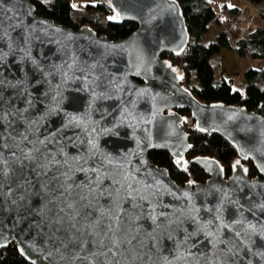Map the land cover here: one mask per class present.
Wrapping results in <instances>:
<instances>
[{
  "label": "water",
  "instance_id": "1",
  "mask_svg": "<svg viewBox=\"0 0 264 264\" xmlns=\"http://www.w3.org/2000/svg\"><path fill=\"white\" fill-rule=\"evenodd\" d=\"M122 40L66 28L30 0H0V251L30 264H264V116L199 101L163 54L191 35L176 0H103ZM223 137L243 163L226 178L176 183L149 153L183 171L184 126Z\"/></svg>",
  "mask_w": 264,
  "mask_h": 264
},
{
  "label": "trees",
  "instance_id": "2",
  "mask_svg": "<svg viewBox=\"0 0 264 264\" xmlns=\"http://www.w3.org/2000/svg\"><path fill=\"white\" fill-rule=\"evenodd\" d=\"M73 0H30L36 7L37 14L73 30L89 26L99 35H106L111 40H122L132 35L138 25L129 22H119L111 6L100 1L88 4L84 9H77ZM183 12L187 28L190 32V43L180 54H163L162 58L178 70L182 76V85L189 89L201 102L224 103L227 105L244 106L248 111H254L264 116V69L247 68L243 75L246 79V91L243 95L234 88V78L226 75L222 66V49H232V43L224 29L220 30L214 42L205 44L203 37L209 31V26L217 22L215 10L207 0H176ZM255 4L258 13L264 18V0H246ZM242 12L239 8L230 9ZM236 50L240 57L264 62V26L256 28L236 42ZM220 69V83L215 81V67ZM194 74L199 86L194 82ZM176 111L188 118L184 128L189 134L191 151L186 155L187 164L180 171L174 164L170 154L164 151L149 153L152 163L166 168L172 179L180 184L203 183L209 177L199 167L192 163L197 157H210L219 161L228 178L238 163H243L249 177H257L258 170L248 160L240 161L237 149L217 134H209L195 128L191 113L187 109ZM0 264H30L23 258L15 246L0 251Z\"/></svg>",
  "mask_w": 264,
  "mask_h": 264
},
{
  "label": "rangeland",
  "instance_id": "3",
  "mask_svg": "<svg viewBox=\"0 0 264 264\" xmlns=\"http://www.w3.org/2000/svg\"><path fill=\"white\" fill-rule=\"evenodd\" d=\"M43 1L46 4L50 2V0H43ZM207 1L215 10V13L217 15V20H220L223 23H230V25L238 24L241 21V17L237 15V12L230 11V9L239 8L240 10H242L243 13L242 15L245 18L255 23L264 24V18L258 13V9L255 8V6L252 3L246 0H207ZM226 6L230 9L228 10ZM217 27H219V24H216V22H214L210 28V31L207 34H205V38H204L205 44L209 45L210 43H212V41L213 42L215 41L216 38L215 33ZM232 49H234V52H224L225 56L221 54L223 59H225V66L223 65V61H224L223 59H222V66L226 75L234 78V88H236L244 95L246 91V79L243 75L245 71L244 66L246 65V63L249 64L250 62H252L251 67L255 69H264V62L262 60H251L248 57H240L236 50V44L232 47ZM214 67H215V81L218 84L220 83L221 71L219 69V66L214 65ZM194 78H195L194 79L195 84L199 86L195 74H194Z\"/></svg>",
  "mask_w": 264,
  "mask_h": 264
},
{
  "label": "crops",
  "instance_id": "4",
  "mask_svg": "<svg viewBox=\"0 0 264 264\" xmlns=\"http://www.w3.org/2000/svg\"><path fill=\"white\" fill-rule=\"evenodd\" d=\"M99 2H100V0H73L72 4L77 9H84L88 4H96ZM255 4H258V2H254V4H253L255 6V8H257ZM226 8L228 10L230 9L227 6H226ZM242 14H243L242 12H237V15H239L241 17V21L235 25H233V24L230 25V23H223L220 20H218L216 22V24H219V27L216 28L215 37L218 35L220 30L224 29L226 31L227 35L229 36V39L232 43V46H234L239 39L245 37L250 32L254 31L256 28L264 26V24H262V23H255V22L245 18ZM212 24L209 26V31H210ZM204 38H205V35L203 37V40H204ZM224 52H234V49H222L221 54L223 56H225ZM223 60H224L223 65L225 66V59H223ZM251 64H252V62H250L249 64L246 63V65L244 66V69L246 70L247 68H250Z\"/></svg>",
  "mask_w": 264,
  "mask_h": 264
}]
</instances>
